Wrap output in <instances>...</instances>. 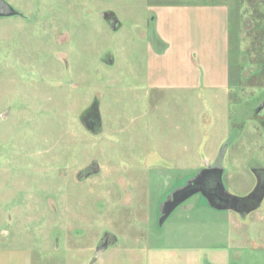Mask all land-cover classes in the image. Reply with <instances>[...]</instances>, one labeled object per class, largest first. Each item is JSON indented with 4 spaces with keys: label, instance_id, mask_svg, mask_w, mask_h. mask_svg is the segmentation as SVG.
Segmentation results:
<instances>
[{
    "label": "rangeland",
    "instance_id": "rangeland-1",
    "mask_svg": "<svg viewBox=\"0 0 264 264\" xmlns=\"http://www.w3.org/2000/svg\"><path fill=\"white\" fill-rule=\"evenodd\" d=\"M5 1L0 247L31 264H264V0H232L227 87L194 91L149 78L154 11L214 0Z\"/></svg>",
    "mask_w": 264,
    "mask_h": 264
},
{
    "label": "crops",
    "instance_id": "crops-1",
    "mask_svg": "<svg viewBox=\"0 0 264 264\" xmlns=\"http://www.w3.org/2000/svg\"><path fill=\"white\" fill-rule=\"evenodd\" d=\"M236 5L232 0H214L156 7L159 52L150 51L147 59L154 86L176 91L227 87L229 21L234 8H239ZM0 264H31V251L0 247Z\"/></svg>",
    "mask_w": 264,
    "mask_h": 264
},
{
    "label": "water",
    "instance_id": "water-1",
    "mask_svg": "<svg viewBox=\"0 0 264 264\" xmlns=\"http://www.w3.org/2000/svg\"><path fill=\"white\" fill-rule=\"evenodd\" d=\"M17 11L11 6L9 5L5 0H0V16H13L16 15ZM106 20L109 21V26L112 29H116L118 26V19L116 16L113 15V13L109 12V13H103L102 15ZM193 191L189 192L187 195H185L182 199L186 198L187 196H189ZM181 199V200H182ZM243 199V198H242ZM236 201V200H235ZM234 201V202H235ZM225 203H227V201H224ZM178 203V202H177ZM176 203V204H177ZM175 204V205H176ZM234 204V203H233ZM234 207V206H231ZM169 214V213H167ZM166 214V215H167Z\"/></svg>",
    "mask_w": 264,
    "mask_h": 264
},
{
    "label": "flooded vegetation",
    "instance_id": "flooded-vegetation-1",
    "mask_svg": "<svg viewBox=\"0 0 264 264\" xmlns=\"http://www.w3.org/2000/svg\"><path fill=\"white\" fill-rule=\"evenodd\" d=\"M262 104H264V103H262ZM259 108V107H258ZM91 123H93V124H95L94 122H92V121H90ZM214 187H216V186H214ZM264 188V187H263ZM263 188H258V191L261 193V191L263 190ZM214 189H217V188H214ZM197 190H198V192H199V194H207L208 195V197H209V195L212 193V192H210V190H211V188H210V182H206L205 184H203L201 187H199V188H197ZM257 190V189H256ZM258 192V193H259ZM255 193H256V191L254 192V193H252L251 195V198H253L254 196H255ZM177 194V193H176ZM212 196H211V201L214 203V202H223V201H227V203L229 204L230 202H229V200H227L224 196H222L220 193H212L211 194ZM249 199V198H248ZM174 202V201H173ZM173 202H171V203H166V206H163V209H164V207H165V214L167 213V212H169V210H170V208H171V206H172V204H173ZM237 205V202H235L234 204H232L231 206H236ZM240 205H245V204H240ZM246 206V205H245ZM170 213H171V211H170Z\"/></svg>",
    "mask_w": 264,
    "mask_h": 264
}]
</instances>
